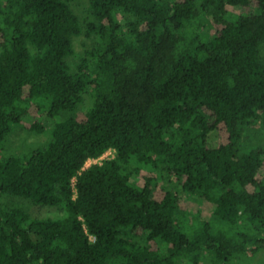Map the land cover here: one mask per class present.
I'll list each match as a JSON object with an SVG mask.
<instances>
[{"label": "trees", "instance_id": "1", "mask_svg": "<svg viewBox=\"0 0 264 264\" xmlns=\"http://www.w3.org/2000/svg\"><path fill=\"white\" fill-rule=\"evenodd\" d=\"M71 1L0 4V197L67 210L0 206V264H198L203 252L228 264L264 248V150L240 145L243 126H264V0H89L96 44L76 69ZM204 14L217 24L209 38ZM88 89L82 116L55 120ZM44 115L45 145L1 157L13 125L43 133ZM132 162L176 175L215 222L187 227L178 195L155 197L154 176L132 183Z\"/></svg>", "mask_w": 264, "mask_h": 264}, {"label": "rangeland", "instance_id": "2", "mask_svg": "<svg viewBox=\"0 0 264 264\" xmlns=\"http://www.w3.org/2000/svg\"><path fill=\"white\" fill-rule=\"evenodd\" d=\"M3 2L4 0H0V4ZM70 4L76 15L79 17L83 27L82 34L74 37L73 39L75 53L73 56L68 58V62L72 69H76V67L81 63V60L84 58L85 52L93 48L96 44V38L93 37V35H86L87 22L93 20L89 11V0H73ZM227 9L233 14L240 13V9L236 7L227 6ZM118 19L122 26L126 28V25L131 18L129 15H123L120 13L118 15ZM199 26H201L200 30L202 34L206 38H209L215 33L217 24L210 15L204 14ZM1 41L2 36L0 34V42ZM91 103L92 96L90 89H88L87 93L84 95V101L78 106V110L75 112L62 111L58 116H56L55 120H62L70 115L82 116ZM40 120L44 125L43 133H37L36 131L31 130V121L29 120H26L23 125H13L11 132L1 145V157H6L11 154L20 155L31 148L45 145L50 139V131L54 120L45 115L42 116ZM224 135L225 133L221 131L218 134H214L211 139L213 142H216ZM240 145L245 149L258 146L264 150V126L260 120H253L250 124L243 126ZM114 155V150H108L98 159H89L84 167H89L94 163H101L103 160L113 158ZM135 168L139 169L138 173H134L131 178L132 183L135 185H142L144 182L143 178L145 176H154L156 182L154 188L155 197H160L162 189H170L178 195L180 198L181 208L185 212L184 221L187 227L197 225L202 219L215 222L213 217L214 205L210 202L199 199L196 195L186 193L181 187V179H179L176 175L163 170L162 168L144 167L132 162L130 164V169L134 170ZM0 206L21 207L27 210L30 216L34 218L50 217L58 219L67 215L64 203L57 206H42L33 204L27 198L10 194H5L0 197ZM179 264H193V262L188 258H182L179 260ZM198 264L216 263L213 262L207 252H203ZM228 264H264V248L260 249L255 254L242 255L234 258Z\"/></svg>", "mask_w": 264, "mask_h": 264}]
</instances>
